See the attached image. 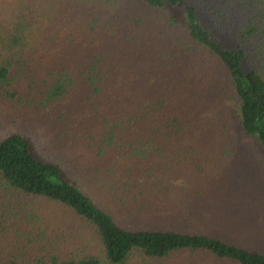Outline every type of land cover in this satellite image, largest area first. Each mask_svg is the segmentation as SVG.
<instances>
[{
  "label": "trees",
  "instance_id": "obj_1",
  "mask_svg": "<svg viewBox=\"0 0 264 264\" xmlns=\"http://www.w3.org/2000/svg\"><path fill=\"white\" fill-rule=\"evenodd\" d=\"M188 1L0 0V98L49 109L57 139L87 133L98 156L112 154L123 163L118 174L137 180L109 192L139 210L155 202L144 197L148 185L171 191L158 162L172 151L224 154L248 139L264 154V0ZM199 12L226 30L221 42ZM41 143L26 130L1 136L0 182L65 208L94 232L102 255L62 258L51 246L38 264H176L185 254L264 264L262 249L217 236L122 225ZM17 263L0 250V264Z\"/></svg>",
  "mask_w": 264,
  "mask_h": 264
},
{
  "label": "rangeland",
  "instance_id": "obj_2",
  "mask_svg": "<svg viewBox=\"0 0 264 264\" xmlns=\"http://www.w3.org/2000/svg\"><path fill=\"white\" fill-rule=\"evenodd\" d=\"M169 13L179 20L185 17L182 7H172ZM198 17L215 40L226 35V30L205 14L199 12ZM51 114L49 109H15L0 98V137L26 130L35 141L54 146L61 152L55 157H61L59 160L72 179L131 229L160 227L196 232L264 251V154L248 139L229 153L209 148L197 151L187 146L160 158L158 177L165 173V181L172 189H162L158 183L148 185L144 197L155 202L151 201L150 208L139 210L133 200L123 204L109 192L114 185L137 181L118 174L123 163L112 154L98 156L92 148L94 139L81 130H71L68 136L57 139L50 129L55 125L49 124ZM80 123L78 119L74 128ZM54 141H59L58 146ZM197 196L201 201L195 204ZM51 246L57 248L62 258L81 257L85 253L102 255L94 232L65 208L45 199L12 193L0 182V250L5 252L6 259L18 261L17 264H38L37 259L45 258V248ZM175 263L230 264L189 254L180 256Z\"/></svg>",
  "mask_w": 264,
  "mask_h": 264
}]
</instances>
